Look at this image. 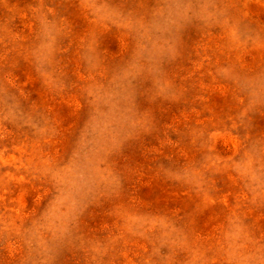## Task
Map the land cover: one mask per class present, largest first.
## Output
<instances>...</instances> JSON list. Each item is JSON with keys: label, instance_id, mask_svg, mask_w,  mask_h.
Masks as SVG:
<instances>
[{"label": "rangeland", "instance_id": "1", "mask_svg": "<svg viewBox=\"0 0 264 264\" xmlns=\"http://www.w3.org/2000/svg\"><path fill=\"white\" fill-rule=\"evenodd\" d=\"M0 264H264V0H0Z\"/></svg>", "mask_w": 264, "mask_h": 264}]
</instances>
